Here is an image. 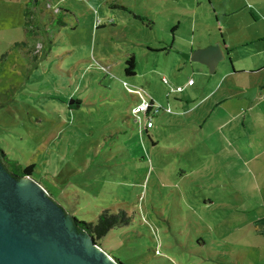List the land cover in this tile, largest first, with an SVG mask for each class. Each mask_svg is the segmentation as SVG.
<instances>
[{"label":"rangeland","instance_id":"obj_1","mask_svg":"<svg viewBox=\"0 0 264 264\" xmlns=\"http://www.w3.org/2000/svg\"><path fill=\"white\" fill-rule=\"evenodd\" d=\"M263 32L264 0H0V150L33 165V180L76 221L126 212L130 224L100 240L121 264H264V239L241 215L229 219L254 199L241 162L224 170L220 155L213 171L182 178L207 156L199 113L170 105L186 97L175 92L181 80H195L186 51L219 41L242 69ZM136 92L158 107L153 129L133 113Z\"/></svg>","mask_w":264,"mask_h":264},{"label":"crops","instance_id":"obj_2","mask_svg":"<svg viewBox=\"0 0 264 264\" xmlns=\"http://www.w3.org/2000/svg\"><path fill=\"white\" fill-rule=\"evenodd\" d=\"M257 41L262 43L263 47L248 53L242 60L245 65L242 69H237L230 57L231 50L226 47L225 43L219 41L199 43L190 51H186L191 53L217 44L221 48L223 60L229 59L234 66L232 68L220 66L222 60L217 64L215 72L211 74L205 65L193 62L198 65L194 72L195 80L189 79L187 83L181 80L185 88L180 92L176 91L180 86L175 89L176 93L185 92L184 101L178 100L180 102L170 105L179 107L180 115L199 113L196 121L199 122L200 130H194V133H197L195 135L196 145L207 156L206 160L201 159L196 165L198 167H195L194 162L191 164L193 167L191 173L187 168L181 170L180 176L185 179L190 177L193 171L196 173L208 171V169L213 171V163L221 162L220 155L225 158L223 160L226 164L224 170L231 169L227 167L232 166L235 160H239L242 170L249 178L243 181L244 183L251 182L247 185L252 187L251 193L254 199L253 201L250 200L251 198L247 199V204L244 203L242 206L244 210H238L242 214L233 212L229 219L234 220L241 215L247 220V227L251 229L248 233L264 239V32ZM254 43L256 41H249L244 46ZM190 80L193 81L192 85H189ZM253 88L257 92L251 101L237 97L238 94ZM193 95L196 97L194 99L196 104L191 106L189 97ZM151 128H154V124ZM200 141L205 147H202ZM190 178L192 181L197 180L195 177ZM257 187L260 188L258 191L255 190ZM250 202H255L257 207H253ZM204 203L206 206L213 204L212 201ZM235 224L233 221L229 225ZM237 225L242 226L243 223L239 221Z\"/></svg>","mask_w":264,"mask_h":264},{"label":"water","instance_id":"obj_3","mask_svg":"<svg viewBox=\"0 0 264 264\" xmlns=\"http://www.w3.org/2000/svg\"><path fill=\"white\" fill-rule=\"evenodd\" d=\"M213 74L223 60L219 45L182 55ZM256 89L238 94L252 100ZM79 104L71 99L68 106ZM0 264H119L30 177L16 180L0 166Z\"/></svg>","mask_w":264,"mask_h":264},{"label":"trees","instance_id":"obj_4","mask_svg":"<svg viewBox=\"0 0 264 264\" xmlns=\"http://www.w3.org/2000/svg\"><path fill=\"white\" fill-rule=\"evenodd\" d=\"M57 25L62 26L61 20H56ZM136 63L134 57H131L126 61V68L125 74L127 76H133L135 74ZM79 104L70 106V108L78 109L81 102L80 100H76ZM6 161L10 167V170L17 175L24 176V175H31L32 170L34 169L33 165L28 167H22L18 163L14 161H9L6 158ZM131 218L127 215L126 212L120 211L119 213H111L109 210H105L99 216L96 223H87L84 221H77V225L80 230L86 231L90 234L95 240L98 246H102L100 240L105 237L110 230L114 228H121L130 224ZM114 258V257H112ZM115 259V258H114ZM116 262L121 264L119 260L115 259Z\"/></svg>","mask_w":264,"mask_h":264},{"label":"built area","instance_id":"obj_5","mask_svg":"<svg viewBox=\"0 0 264 264\" xmlns=\"http://www.w3.org/2000/svg\"><path fill=\"white\" fill-rule=\"evenodd\" d=\"M193 81L190 80L189 81V85H192ZM182 90V88H177L176 91L180 92ZM130 92H132V90H129ZM140 99H141V103L139 105L136 106V108L133 110L134 115L138 116L139 114H143V116H145V119H143L144 121V128L145 129H149L152 127V118H151V114H153V112H157L158 107H156V105L153 104L152 101L147 100L142 94H140V92H136ZM139 121L140 118H138Z\"/></svg>","mask_w":264,"mask_h":264},{"label":"flooded vegetation","instance_id":"obj_6","mask_svg":"<svg viewBox=\"0 0 264 264\" xmlns=\"http://www.w3.org/2000/svg\"><path fill=\"white\" fill-rule=\"evenodd\" d=\"M69 109H71L70 108V106H69ZM72 110V109H71ZM0 166L7 172V173H9L12 177H14L16 180H18L19 178H21V177H30V178H32V173H33V171H34V169L32 170V172H31V175H24V176H20V175H17V174H14L11 170H10V167H9V165H8V163H7V161H6V156H5V154L2 152V150H0ZM33 179V178H32ZM48 197H49V199L54 203V204H56L59 208H61L62 210H63V212L67 215V216H70L71 217V220H72V222H73V225H74V227L76 228V230L78 231V232H84V231H82V230H80L79 229V227H78V225H77V221H76V219L71 215V214H69V213H67L56 201H54L53 199H52V197H51V195H48ZM91 236V235H90ZM92 237V236H91ZM92 239L94 240V242H95V244L97 245V243H96V240L92 237ZM98 246V245H97Z\"/></svg>","mask_w":264,"mask_h":264}]
</instances>
